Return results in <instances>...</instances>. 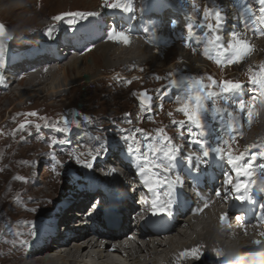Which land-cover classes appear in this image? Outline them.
Listing matches in <instances>:
<instances>
[{"label": "rangeland", "instance_id": "rangeland-1", "mask_svg": "<svg viewBox=\"0 0 264 264\" xmlns=\"http://www.w3.org/2000/svg\"><path fill=\"white\" fill-rule=\"evenodd\" d=\"M131 1L133 7L136 8L141 1L147 0ZM160 2L166 8H169L171 3H175L183 13L188 16L191 15L193 18L194 21L190 23H193L196 46L190 45L187 53L190 58L200 60L205 66L204 69H189L181 65L180 55L182 51H185L182 38L184 31H182V28H175L171 30L173 32L171 38L176 41V44L170 46V43L164 40L162 47H170L165 51L162 58L155 56V59L152 60L149 53L142 65L133 62L103 73L96 72L95 75L98 74L100 77L93 80L94 83L84 85H78V83L74 85V75L72 74H69L67 83L60 75H57L54 80L43 81L44 83L41 86L39 85L41 88L39 93H44L43 91L46 88L51 89L61 86L60 94L52 100L42 98L43 95L34 96L33 93L32 95L25 93V89L28 87H21L17 81L13 86L14 95L8 92L0 93V156H3V158L0 157V195L2 196L0 198V261L7 256H22L29 242L37 236L36 232L43 227L45 219L52 212L56 213L59 210H55L56 204L61 198L69 195L75 189L74 187L84 185L90 178H93V180L102 181L101 185H108L114 192L119 189L121 182L119 176L117 183H114L115 185H111L108 178L103 176L106 173V167H110L116 172V175H119L116 171L118 160H114L113 163L103 169L100 167L101 174L97 179L92 168H84L78 165L75 160L77 157L82 162L89 160L88 153L90 149L100 152L99 157L113 148L122 149L125 147L128 149L132 145V141L131 139L127 141L124 139L125 130L131 133L134 129L140 128L148 135H155V131L162 128L172 138L174 145L188 142L187 152L189 155L201 153L202 145L199 142H192L197 136L194 126H191L193 130L190 136V125L185 123L181 128L179 123H173V121L184 120L181 113L173 110L179 107L176 102L177 96L182 97L185 95L189 87L188 81L193 78H203L204 82L207 83V77L211 76L217 81L230 79L243 85L239 91L229 94L228 112H233L235 117V131L231 133L235 139L232 141L231 147L234 155L248 152L244 156L243 163L251 161L253 172H264V169L261 168V165H264V157L257 155L260 151L258 146L264 144V90H261L259 85L253 84L249 80V75L258 74L260 71V69L257 71L251 70L264 63V58L258 66H253L251 63V61L264 54V48L257 49L253 47L250 54L256 51L255 54L250 55L239 66H218L213 61V56H215V60L217 55L224 60L230 58V55L225 53L223 49L213 52L211 59L202 55L206 40L212 35L207 28V24L214 23V21L203 19V11L205 6L210 9H217L212 6L215 1L195 0L198 10L194 9L193 0H161ZM102 4L103 0H93V2H90V0H0V24L5 25L8 32V37L4 41H0L2 42V45H0V61H8L11 57L8 55L10 53L24 52L28 48H37V46L42 45V40L46 42L49 38H44L43 33L40 39L38 36L43 30L42 26L50 22L52 17L57 14L76 11H89V13H92L97 9H102ZM88 17L78 18L80 21ZM78 18L75 20L77 21ZM163 19L167 23L166 17ZM169 24H162V28L170 34L171 27ZM36 30L38 32H34ZM59 34L63 36L60 30ZM59 34H56L55 38ZM218 34L220 35V33ZM179 39L181 41H178ZM254 41L256 44L258 39H254ZM94 49L88 53L94 52ZM30 52V55L34 53L33 51ZM36 52H38V49ZM194 52L195 54H192ZM88 53L83 56L88 55ZM29 54L23 55L26 58ZM92 55H95V53ZM62 56L64 58L61 59L62 62L64 61L62 65H67L74 60L75 55ZM95 56L88 59L93 62ZM241 66L249 67V69L241 75L233 74V69ZM38 67L40 68V65ZM50 67L54 68V64H51ZM46 68H49V64L46 65ZM181 79L185 83H174ZM128 81H131V83H127ZM144 91L152 97L151 108L147 111L138 103L139 95ZM217 91L219 90L217 89ZM169 96H172V99L174 96V101L164 105L165 101H169ZM237 101H244L245 110L243 112L236 108L235 102ZM214 102L218 103V101L207 102V110L201 113L205 134L200 139L203 140L204 145H207L205 150H210L222 139H228L225 127L227 113L219 114L213 118L211 104ZM248 104L253 105L254 116L251 125L247 120ZM149 111L153 114H150ZM28 112H37L38 117H45L50 124H58L59 127H63L62 122H60L62 118L70 119L69 114L73 113L79 126L70 123L68 133L57 131L52 127H45V121L40 120L38 117H26L25 114ZM169 112L172 113V116L168 115ZM84 115L89 116L92 123H85L83 120ZM21 123L27 125L26 130H19ZM37 123L41 124L39 132L34 126ZM138 139L141 141L139 147L142 154L145 150V138L139 136ZM61 140L65 143H60ZM53 141H55L54 145ZM252 144L257 145V147L249 150L248 146ZM253 155H256L255 160H252ZM209 159L227 163L226 160L217 158L215 154L210 155ZM135 161L137 160L135 159ZM162 175L164 174L161 173ZM256 179L260 184H264V178L257 176ZM236 180H238L236 183L249 182V178L243 175L237 176ZM244 193L242 191L239 194ZM44 196H48L49 199ZM69 199H72V197L68 198L67 201ZM220 207L224 211L227 210L226 204H221ZM136 210L138 212L143 211L142 207H138ZM144 211L146 212V209ZM204 220L206 222L210 221L209 217ZM204 220L203 222H205ZM191 223L194 224V221ZM60 226L58 225V229ZM215 238L221 241L220 237L216 236ZM237 239L240 240L241 237L234 236V241H238L234 243H228L226 239L225 247L227 249L236 248L239 243ZM254 252L256 251L249 250L237 258H240L239 261L247 259L254 256L256 254ZM117 259L121 260V264H127V262H123V259L119 257ZM2 263L7 264L5 261H2ZM56 264L64 263L58 262ZM96 264L106 263L100 261ZM200 264H217V261L215 259H205Z\"/></svg>", "mask_w": 264, "mask_h": 264}, {"label": "bare ground", "instance_id": "bare-ground-1", "mask_svg": "<svg viewBox=\"0 0 264 264\" xmlns=\"http://www.w3.org/2000/svg\"><path fill=\"white\" fill-rule=\"evenodd\" d=\"M80 1V0H79ZM212 2V0H210ZM212 6L217 7L220 9L224 16V23L227 27L224 33V39L227 44L228 40L230 39L229 34L232 32H240L243 36L247 33V35L253 34L250 29H246L247 18L250 20V17L253 15L252 13L256 11L255 6L251 7L246 3L245 0H214ZM234 1H237L236 4H233ZM93 2V0H90ZM230 2V8L228 7V3ZM211 4V3H210ZM211 6V7H212ZM246 9H250L251 11H245ZM146 15V11L143 12L144 16ZM119 12H97L95 15L90 16L89 20L84 22L82 25L79 26V37L84 38H91L96 40V46L93 50L94 52L88 53V55H75L74 60L69 62L67 65H62V60L60 62H53V60H46L47 57H37L41 59L40 64L38 65L46 66L49 64V68H39L34 71H30L26 73L24 77H20L19 80H16L19 85L27 86L28 88L25 89V93L33 95L42 96V98H47L52 100L54 97H58L60 94L61 86L53 87L51 89L46 88L43 92L39 93L41 89L40 86L43 81L48 79H55V77L60 75L65 83L69 74L74 75V85L78 83V85H84L86 83H91L100 75L96 74V72H104L110 70L112 68H118L126 64H141L147 59L149 55V48L151 47L155 52H160L162 49V44L167 41L171 43L173 41L172 34L173 28L170 29V34L166 30L164 31L162 28V24L172 23L173 20L167 19V23L163 20L157 21L156 19L149 20L150 24L143 29V31L137 32L134 29L132 24H127V30L125 31L130 36L133 34H137L138 38L142 41H147L146 39L154 38L153 44L148 48L147 45H143L140 41L137 40L131 41L128 46H124L123 44L114 43L112 41H107V31L109 28L115 26L118 29V22L119 21ZM108 18L115 19L113 24L108 25ZM99 19L98 23H95V20ZM102 22V24H101ZM107 22V23H106ZM106 23V24H105ZM101 24V25H100ZM105 24V26H104ZM159 24V27L156 26ZM169 24V26H170ZM178 24V23H177ZM72 26V23L67 24V21L61 22L55 26V28L60 30L61 35H63L64 29L67 27ZM167 26V25H166ZM184 31L185 28L179 25ZM162 28V30H161ZM51 29L48 26L43 27V31ZM125 29V28H123ZM119 30V29H118ZM51 29V38H55V35L52 33ZM124 31V30H123ZM153 31H155L156 35L153 36ZM180 31V30H179ZM186 31V30H185ZM43 32V37L46 38ZM148 32V34H147ZM181 32V31H180ZM182 33V32H181ZM179 33V34H181ZM220 33V32H219ZM152 36H151V35ZM60 35V34H59ZM149 35V37H148ZM64 36L66 34L64 33ZM49 38V37H48ZM51 38H49L51 40ZM97 38V39H96ZM48 39V40H49ZM56 39V38H55ZM81 39V38H79ZM263 39H258L256 42H249L252 47L257 49L264 48L263 47ZM165 40V41H164ZM166 44V43H165ZM176 46V45H175ZM184 50V49H183ZM65 52V50L60 49L58 51ZM155 52H150L151 59H155ZM95 55H92L94 54ZM136 54V55H132ZM66 55H70V53H66ZM93 59L94 61H90L88 58ZM181 65L185 66L189 69H204L205 66L200 60L192 59L187 53V50L182 51L180 55ZM264 54L260 55L258 59L251 61L253 66H258L260 62L263 61ZM39 59V60H40ZM64 59V58H62ZM148 61V60H147ZM45 62H49L44 64ZM97 62V63H95ZM114 65H112L113 63ZM33 64H36L32 62ZM54 64V68L50 67L51 64ZM145 63V62H144ZM246 64V63H245ZM248 66V65H246ZM241 66L233 69V74L241 75L245 70L247 71L249 67ZM246 67V68H245ZM29 78H27L28 76ZM27 76V77H25ZM9 75V80L11 81L13 77ZM17 77V76H15ZM27 78V79H26ZM15 81V82H16ZM13 82L10 87L7 88V92L9 94L15 93L13 89L14 83ZM94 83V82H93ZM9 84V83H8ZM40 85V86H39ZM47 85V84H46ZM77 86V84H76ZM26 88V87H25ZM71 89V87H70ZM38 91V92H37ZM41 91V90H40ZM39 93V94H38ZM46 101V100H43ZM231 104V103H230ZM70 113L69 115H72ZM264 116V115H263ZM71 117V116H70ZM210 121V120H209ZM61 122V121H60ZM262 125V124H261ZM263 127V125H262ZM187 149V147H186ZM184 150L179 152L178 161H176V167L173 169V172L170 174L172 179H175L176 173L182 174L183 176L187 174L186 172L183 173V168L185 167V171L187 170H194L196 166L195 160H193L192 164L186 167L187 162L185 161L183 154ZM190 153V152H189ZM5 154V153H4ZM200 154V153H198ZM193 155V154H192ZM3 158V156H0ZM119 162V159H117ZM199 161L201 162L200 168L202 165L206 163L204 161L202 155L199 157ZM191 166V167H189ZM195 168H194V167ZM101 167V166H100ZM106 167V166H104ZM129 165L126 163L124 171H128ZM106 173L103 175L104 178H108L109 183L111 185H115L117 183L118 175L116 172L113 171L110 167H106ZM118 172V170H116ZM175 172V173H174ZM119 174V173H118ZM216 172L212 171L210 173L211 178L213 180L212 189L219 188L222 192L225 191L223 187V181L220 182L222 179L215 178ZM194 177V176H192ZM125 178L132 180V182L140 181V177L136 175H125ZM164 178V175L161 176ZM197 177H195L196 179ZM111 180V181H110ZM102 182V181H101ZM130 182V181H129ZM105 191L109 194L115 193L114 190L108 185H101ZM194 189L198 194L199 200L202 199V192L205 191V188L198 189L196 185H194ZM133 191V196L137 197L139 202L138 207L143 209V211L136 210L135 208L129 210L125 204L126 201L123 202L119 207L114 209V213L119 218V222H116V228L111 230L108 236H104L101 231V227H99V222L93 216V212H89L85 214V220L91 221L90 223H81V226L84 229V224H87V230L82 233L77 231H73V226L69 225L71 231V236L61 245L54 246L51 242L47 243L42 250H37L35 248L32 254L28 255L26 252L21 255H14V256H7L4 257L5 263L7 264H56L58 262L64 264H96L97 262L103 261L106 264H121V260H118L119 253L117 248L114 251H106L109 247H112L110 244H105L98 240L99 238H106L108 240H114L113 243L116 241H121L122 243V256L119 257L123 259V262H127V264H200L201 261L205 259H215L217 264H246L248 261H251L253 256L245 260H240V255H244L247 251L252 250L256 251L254 253H260V250L264 249V219L261 216H258V212L260 211L258 205L260 202L264 206V200L260 197H256L253 194L247 195H240L243 197V201H238L234 198L233 194L230 190H228L227 197H221L220 199L217 198L216 195L212 194L210 199H212V204L206 209V212L201 215L200 218H196L194 215L197 210L194 207L190 208L184 214V220H179L178 223L173 225L166 224L165 229L163 231H159L154 234L142 233L141 232V225L137 224L136 216L139 217L142 214H146L147 210L151 208V204L153 200H159L160 203H164L166 200L171 198L174 203V207L171 209L177 213V205L179 200V191L180 186L177 187L175 191H171L165 185L159 189V193H152V196H149V193L144 189L143 185L137 186L131 184L129 187ZM118 191V190H117ZM116 191V192H117ZM141 195V196H140ZM2 196L0 195V198ZM49 199L48 196H44ZM81 197V195H79ZM140 197V199H139ZM51 199V198H50ZM58 201V200H57ZM56 201V202H57ZM68 201H71L69 199ZM67 206H70L69 203H66ZM113 203L110 206L113 208ZM221 204H226L227 210L224 211L220 206ZM107 203L104 201L102 203H98L97 206H106ZM137 207V208H138ZM225 207V205H224ZM146 209V212L144 211ZM40 210V209H39ZM70 208L67 210V212ZM129 210V214H128ZM57 212L54 216H56ZM70 214V213H69ZM221 214H226L228 219L224 222L223 225L220 224L219 217ZM204 217V218H203ZM209 217L210 221L206 222L204 219ZM239 218V219H238ZM140 220V219H139ZM203 220L205 222H203ZM194 221V224L191 222ZM3 224V223H2ZM78 224V222H77ZM203 225V226H201ZM243 225V227L241 226ZM40 226V225H39ZM67 228V227H66ZM36 231V230H35ZM220 233V234H219ZM233 234L237 237H241L239 240L238 246L236 248H226V239L228 243H234L238 241H234L232 236H226L228 234ZM97 235V237H95ZM220 237L217 240L215 237ZM33 240V239H32ZM259 240L261 243L259 245L255 244L254 241ZM232 245V244H231ZM263 245V246H262ZM194 248H199L201 255L199 258H193L192 256H181V253L190 251ZM111 249V248H110ZM214 249L218 250L221 255L218 257L214 253ZM254 249V250H253ZM37 250V251H36ZM32 251V250H31ZM114 254V255H113ZM116 254V255H115ZM237 258V259H236ZM238 260V261H236ZM0 261V264H4ZM122 262V263H123ZM125 264V263H124Z\"/></svg>", "mask_w": 264, "mask_h": 264}, {"label": "snow or ice", "instance_id": "snow-or-ice-1", "mask_svg": "<svg viewBox=\"0 0 264 264\" xmlns=\"http://www.w3.org/2000/svg\"><path fill=\"white\" fill-rule=\"evenodd\" d=\"M259 4L261 19L262 22H264V0H259ZM102 6L108 8L109 10L118 9L119 11L125 13H130L134 10L129 0H103ZM193 7L194 9H197L195 0H193ZM245 11L250 12L251 10L246 9ZM92 15H95V13L70 12L56 15L52 17V19L54 21H62L66 17H70L71 20L69 23H72L77 17L85 18ZM188 19H192L191 15L188 16ZM203 19L214 21V23L207 24V28L209 32L212 33V35L206 40V45L203 48L202 55H204L205 58L211 59L213 52H218L219 49H223L225 53L230 54V58L224 60L219 55H217L215 62L218 66L228 67L240 64L241 61L253 51V47L246 39L242 38L243 34L240 32H232L229 34L230 39L228 40L226 47L220 43L221 37L218 33L224 23V16L220 9H210L209 7L205 6L203 11ZM170 27L175 29L177 27V22L172 21ZM185 30L187 32V37L184 38V46L190 47L189 40L193 36V23H186ZM5 35L6 27L5 25H0V37H4ZM44 35L51 38V29L46 30ZM155 35V31H153V36ZM258 35H264V30H261ZM106 38L109 41L123 44L124 46H128L130 44V35L122 29L118 30L115 26L108 29ZM9 39H11V37H9ZM88 50L90 51L91 49ZM5 66V62L0 61V69H3ZM249 80L251 83L259 85L261 90H264V64L260 65V71L258 74L249 75ZM207 81L208 82L205 83L203 78H193L191 81H188L189 87L185 95L182 97L177 96L176 98V102L179 105L176 111L183 115L184 120L179 122L173 121V123H179L181 128H183L185 123L190 125V136L193 130V127L191 126H194V129L196 130L197 136L192 142H199L202 145L201 153L185 155L184 157L185 161L189 165L192 164L193 160L196 161V168L194 169L195 174H198L199 170V157L202 155L204 161H208L210 155L215 154L217 158L226 160L228 165L233 169L237 176L243 175L249 178V182L247 183H236L230 175L225 174L223 177V187L225 191L216 192L218 197H227L228 190H230L234 198L242 202L244 198L241 197L239 193L242 191L247 192L249 188L255 187L257 185V176L264 178V172L255 173L252 171L251 161L248 163H243L244 156L248 154L247 151L245 153H241L240 155H234L233 149L231 147L232 141L235 139V137L231 135V133L235 131V117L233 112H228L227 105H229L230 102L229 94L239 91L243 85L238 81H233L230 79L217 81L211 76L207 77ZM127 83H131V81H128ZM174 83L183 84L185 81L181 79L179 81H175ZM217 89L219 91H217ZM151 100L152 97L149 96L146 91H144L140 93L138 103L140 106H142V108H144V110L147 111L151 108ZM209 101H218V103L214 102L211 104L213 118L219 114H224L225 112L227 113V123L225 127L227 129L228 139H222L221 141H218L214 147H211L210 150H205L207 145H204L203 140L200 139V137L205 134L203 132L205 126L202 123L201 113L207 110L206 103ZM235 104L239 111L243 112L245 110L244 101H237ZM247 107V120L249 125H251L254 116V112L252 111L253 105L248 104ZM25 115L26 117H38L37 112H28ZM168 115L172 116V113L169 112ZM38 118L45 121V127H52L57 131L65 133L70 131V123L79 126V123L75 118L71 122L67 119H62L63 127H59L58 124H50L45 117ZM83 120L85 123H92L91 118L87 115L83 116ZM221 122L223 123V120ZM34 126L37 132H39L41 124L37 123ZM26 128L27 125L25 123H21L19 125V130L21 131L26 130ZM125 133L124 139L126 141L131 139L132 141V145L129 146L128 152L130 155L134 153L136 156V175L140 177V183L148 193L158 194L159 189L165 185L168 187L170 192L175 191L178 186H183V179L179 173H176L175 179H172L170 176V174L173 172V169L176 167L179 149L172 143V138L167 135L164 129H157L155 131V135H148L140 128L134 129V131L131 133H128L127 130H125ZM139 136H144L145 138V150L142 154L139 147L141 143V141L138 139ZM181 138L183 137L181 136ZM52 143L54 145L55 141ZM60 143H65V141L61 140ZM255 147H257V145L252 144L248 146V149L250 150ZM258 147L260 151L257 153V155L264 157V144H260ZM88 155L90 157L89 160L82 162L77 157L75 162L84 168L91 169L95 161L100 156V152L90 149ZM255 159L256 155H253L252 160ZM261 168L264 169V165H261ZM161 173L164 174L163 179L161 178ZM193 179H195V176ZM259 190L264 192V186H261ZM209 206V203L205 202L203 208L199 209V211H204V209L208 208ZM173 207L174 203L171 195L164 203H160L159 200H153L151 204V215L153 217L158 215H168L170 214ZM227 219L228 217L226 214H221L219 217L220 224L223 225ZM262 219H264V217H262ZM241 226L243 227V225ZM254 243L259 245L261 242L256 240ZM213 251L218 257L221 255L218 250L214 249ZM188 255L198 259L201 253L199 248H194L190 251L181 253V256Z\"/></svg>", "mask_w": 264, "mask_h": 264}, {"label": "water", "instance_id": "water-1", "mask_svg": "<svg viewBox=\"0 0 264 264\" xmlns=\"http://www.w3.org/2000/svg\"><path fill=\"white\" fill-rule=\"evenodd\" d=\"M64 119V118H63ZM74 119V117H72V120Z\"/></svg>", "mask_w": 264, "mask_h": 264}]
</instances>
